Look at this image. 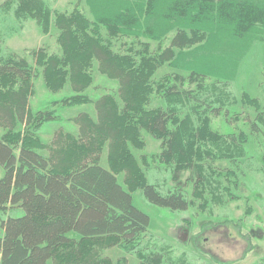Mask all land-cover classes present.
Segmentation results:
<instances>
[{
	"label": "trees",
	"instance_id": "trees-1",
	"mask_svg": "<svg viewBox=\"0 0 264 264\" xmlns=\"http://www.w3.org/2000/svg\"><path fill=\"white\" fill-rule=\"evenodd\" d=\"M17 1L14 14L34 19L43 31L53 15L61 55L42 49L32 50L31 55L49 91L57 92L68 83L74 92L58 103L89 101L81 92L91 84L93 61L102 74L118 82V88L116 95L106 93L95 101V118L88 113L74 117L76 135L58 130L44 146L26 129L13 132L19 123L37 126L54 117L49 111L34 115L30 111L37 71L26 58L0 49V128L5 130L0 135V211L7 207L24 211L22 216L0 221V264H114L102 252L116 246L136 249L140 258L142 250L137 248L148 234L149 217L133 205L131 193L142 189L152 204L186 210L190 202L177 172L200 169L195 160L205 154L201 146L206 138L214 142L216 151L221 138L206 120L193 126L189 117L180 119L172 103L177 97L196 99L206 88L205 74L195 70L188 74L196 92L179 90L175 84L165 86L167 76L157 82L152 77L174 60L176 50L204 42L202 56L217 58L213 69L219 70L226 53L233 57L222 70L230 78L252 40L264 42V0H144L141 4L119 0L115 11L96 12L93 20L78 8L53 12L41 0ZM141 23L151 39H159L171 25L175 33L166 47L151 52L149 44L139 39ZM127 33L134 34L141 49H134L131 42L124 53L115 52L112 40ZM152 94L160 95L167 107L149 108ZM244 99L254 103L246 95ZM218 109L212 110L218 113ZM141 131L160 140L161 155L174 161L170 164L177 185L166 195L146 183L131 151L143 148ZM104 150L107 167L100 164ZM120 173L126 190L118 182ZM158 260L154 255L150 261Z\"/></svg>",
	"mask_w": 264,
	"mask_h": 264
},
{
	"label": "rangeland",
	"instance_id": "rangeland-1",
	"mask_svg": "<svg viewBox=\"0 0 264 264\" xmlns=\"http://www.w3.org/2000/svg\"><path fill=\"white\" fill-rule=\"evenodd\" d=\"M41 1L53 12L70 13L78 8L90 20L96 12L115 11L114 7L122 2ZM134 1L141 4L146 0ZM16 5L17 0H0V49L4 53L26 58L35 67L38 75L29 99L30 111L34 115L45 110L54 117L37 126L19 123L13 132L26 129L40 144L47 146L58 130L76 135L78 127L73 119L79 114L88 113L95 118V101L106 93L116 95L118 82L102 74L93 61L89 71L91 84L81 92L89 101L70 106L58 103L74 92L68 83L57 92L49 91L42 69L35 65L31 55L32 50L37 49L49 55H61L53 15L48 30L43 31L34 19L15 15ZM101 32L106 36L104 29L101 28ZM174 33L175 27L171 25L159 34V39H151L149 33H145L144 23L138 30L140 41L147 42L151 52H156L158 46L166 47ZM133 36V33H127V36L113 39L112 49L124 53L132 42L134 49L140 50L141 45L134 41ZM206 44L201 42L189 49L176 50L174 60L158 68L152 81L157 82L167 76L165 86L175 84L179 90L196 92V84L188 81V74L192 70L205 74L203 84L206 88L197 93L196 99L177 97L172 103L176 106V115L180 119L189 117L193 126H199L202 120H206L204 123L209 129L221 136L217 144L220 152L216 151L214 142L210 143L206 138V143L201 146L205 154L195 160L200 169L177 172L184 196L190 202L186 210L172 211L152 204L147 201L142 189L131 193L133 205L149 217L148 234L137 248L142 250L140 258L145 260L135 254L136 249L116 246L102 252V256L110 258L114 264H152L150 260L154 255L159 258L156 264H264V42L252 40L231 79L227 75L229 72L222 70L233 57L226 53L228 57H222L219 70L213 69L217 58L212 56L207 60L202 56ZM174 76L182 78L181 82ZM244 95L254 103H248ZM167 105L160 95L152 94L148 107L166 108ZM213 108H219L218 113ZM168 126L173 127L171 122ZM4 132L0 128V135ZM141 139L143 148L132 147L131 151L146 183L153 185L161 195H166L177 185L172 179L174 165L170 164L174 161L161 155L160 140L145 131H141ZM39 152L47 153L43 149ZM100 164L107 167L106 150L102 153ZM2 175L0 167V177ZM117 179L126 190L123 173L118 174ZM23 214L21 208L7 207L0 211V221Z\"/></svg>",
	"mask_w": 264,
	"mask_h": 264
}]
</instances>
